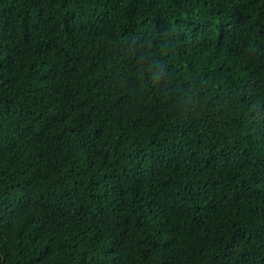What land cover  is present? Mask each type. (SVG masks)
I'll list each match as a JSON object with an SVG mask.
<instances>
[{
    "label": "trees",
    "instance_id": "obj_1",
    "mask_svg": "<svg viewBox=\"0 0 264 264\" xmlns=\"http://www.w3.org/2000/svg\"><path fill=\"white\" fill-rule=\"evenodd\" d=\"M0 264H264V0H0Z\"/></svg>",
    "mask_w": 264,
    "mask_h": 264
}]
</instances>
